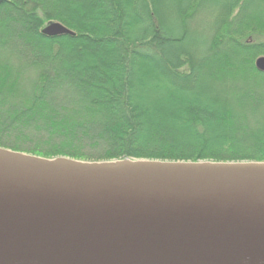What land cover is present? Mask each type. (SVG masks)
<instances>
[{
	"label": "trees",
	"instance_id": "16d2710c",
	"mask_svg": "<svg viewBox=\"0 0 264 264\" xmlns=\"http://www.w3.org/2000/svg\"><path fill=\"white\" fill-rule=\"evenodd\" d=\"M55 21L74 34L41 33ZM260 55L264 0H6L0 147L84 161L262 162Z\"/></svg>",
	"mask_w": 264,
	"mask_h": 264
},
{
	"label": "water",
	"instance_id": "95a60500",
	"mask_svg": "<svg viewBox=\"0 0 264 264\" xmlns=\"http://www.w3.org/2000/svg\"><path fill=\"white\" fill-rule=\"evenodd\" d=\"M41 33L74 34L56 21ZM254 64L264 72V56ZM0 264H264V161L0 147Z\"/></svg>",
	"mask_w": 264,
	"mask_h": 264
},
{
	"label": "rangeland",
	"instance_id": "374dc122",
	"mask_svg": "<svg viewBox=\"0 0 264 264\" xmlns=\"http://www.w3.org/2000/svg\"><path fill=\"white\" fill-rule=\"evenodd\" d=\"M202 17H204V18H206L207 17V15H202ZM207 35H208V31H207V29L206 28H204V29H202L201 31H200V33L198 34V36H202V37H207ZM197 36V37H198ZM202 48V47H201ZM260 56H264V55H260ZM259 57V56H258ZM135 159H138V158H135ZM139 159H142V158H139ZM109 161H111V160H109ZM207 161H213V160H207ZM225 162V161H224Z\"/></svg>",
	"mask_w": 264,
	"mask_h": 264
}]
</instances>
